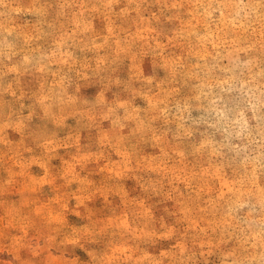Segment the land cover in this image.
<instances>
[{"label": "rangeland", "instance_id": "1", "mask_svg": "<svg viewBox=\"0 0 264 264\" xmlns=\"http://www.w3.org/2000/svg\"><path fill=\"white\" fill-rule=\"evenodd\" d=\"M0 264H264V0H0Z\"/></svg>", "mask_w": 264, "mask_h": 264}]
</instances>
